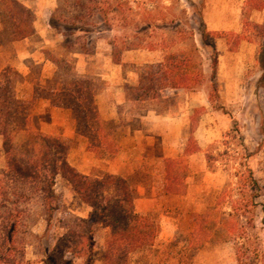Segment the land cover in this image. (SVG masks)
Masks as SVG:
<instances>
[{"label":"rangeland","instance_id":"rangeland-1","mask_svg":"<svg viewBox=\"0 0 264 264\" xmlns=\"http://www.w3.org/2000/svg\"><path fill=\"white\" fill-rule=\"evenodd\" d=\"M19 1L35 15V34L29 37L35 57L0 72L14 68L21 75L19 98L33 103L29 129L17 143L33 141L37 133L61 137L69 146V163L80 173L120 175L132 184L137 212L156 220L160 234L153 247L132 254L131 264H264L260 206L251 222L242 219L245 233L239 239H222L215 229L203 246L188 249L194 218L216 205L245 154L254 153L249 163L261 186L258 203H264V0H154L160 3L154 15L140 14L128 31H119L122 16L117 15L112 28L97 23L89 34L77 32L69 47L49 24L52 14L65 9L62 0ZM203 32L210 33L215 51L204 45ZM193 41L202 82L191 90L168 87L141 100V91L132 87L146 65L163 58L158 46L175 51ZM15 42L0 20L3 60L17 59ZM50 56L61 60V68ZM81 78L97 87L96 103L118 144L115 154L90 152L86 139L74 133L71 111L37 97L43 88ZM167 159L178 162L183 194L165 192ZM5 170L0 138V174ZM15 192L6 207L13 210V222L21 211L23 219L10 256L0 239V264H103L110 229L89 224L92 208L67 183L58 179L49 200L32 188ZM8 211L0 208V224Z\"/></svg>","mask_w":264,"mask_h":264},{"label":"trees","instance_id":"trees-1","mask_svg":"<svg viewBox=\"0 0 264 264\" xmlns=\"http://www.w3.org/2000/svg\"><path fill=\"white\" fill-rule=\"evenodd\" d=\"M62 2L65 9L52 14L49 24L63 38L65 47L71 45L77 32L89 34L97 27V23L112 28V21L117 15L122 16L119 31H128L136 24L140 14L153 16L160 4L154 0ZM165 2L162 1L163 4ZM0 20L12 41H20L35 34V15L19 0H0ZM209 35L203 32L202 41L205 46L212 47ZM158 48L163 52V58L146 65L140 74L138 86L132 87L133 90L141 91V100H150V93L158 94L168 87L191 90L202 82L204 72L195 41L182 50L174 51L169 46ZM212 49L215 51L214 47ZM113 58L115 63H120L117 46L114 47ZM49 59L61 68L59 58L50 56ZM217 64L214 55V74ZM20 77L14 68L0 74V138L6 157V170L0 174V208L9 210L6 223L0 224V239L5 242L9 252L7 256L13 251L14 235L23 219L21 211V215L13 222V210L6 207V204H11L16 188L36 189L49 200L54 194L57 180L61 179L83 203L92 208L89 224L110 229L111 237L105 246L103 264H131L133 253L155 245L160 234L158 223L151 216L137 212V192L126 178L113 174L91 177L73 167L68 161L69 146L61 137L37 133L33 141H25L21 145L17 143L18 135L29 129L33 105L17 96L16 85ZM97 92L92 80L81 78L69 83H58L57 86L54 84L50 89L43 88L37 97L48 100L54 107L71 111L75 133L86 139L90 152L96 155L102 152L115 154L118 144L114 131L108 130V122L102 119L96 103ZM253 156L254 153L245 154L244 162L233 167L234 182L222 191L216 205L209 207L204 215L194 218L195 228L188 241V249L196 250L203 246L212 239L215 229L222 239H239L245 233L242 219L251 222L249 216L255 214L259 206L264 227V203H258L262 197L261 186L249 163ZM177 164V160H166V194L185 192L184 183H178L180 173ZM47 264L58 263L50 260Z\"/></svg>","mask_w":264,"mask_h":264},{"label":"crops","instance_id":"crops-1","mask_svg":"<svg viewBox=\"0 0 264 264\" xmlns=\"http://www.w3.org/2000/svg\"><path fill=\"white\" fill-rule=\"evenodd\" d=\"M15 42V41H14ZM13 45L15 46V47H18L17 49H18V53H17V55H16V58L17 59H13V61L11 62V61H9V60H7V59H4L3 60V55H1L0 54V72L5 68V67H7L8 65H13L14 67H16L19 63H21V61H26L27 59H31V58H34L35 57V54H33V46H31V40H30V38L28 37V38H25V39H23V40H20V41H16L15 43H13ZM45 61V60H44ZM45 62H47V61H45ZM52 64V63H51ZM26 79H27V77H24V80L26 81ZM138 83H139V80H138ZM25 85H27V83H24ZM136 87V86H135ZM17 96H18V94H17ZM18 98H19V96H18ZM20 99H22V98H20ZM27 99H29V98H24V99H22V100H26L27 101ZM48 101V100H47ZM50 103V102H49ZM101 116H102V119L104 120V121H106V122H108L107 121V117H103V115L101 114ZM74 122V121H73ZM74 133H75V128H74ZM76 134V133H75ZM96 177H98V176H96ZM137 192V191H136ZM137 200V199H136ZM136 203V202H135ZM139 213V212H138Z\"/></svg>","mask_w":264,"mask_h":264}]
</instances>
